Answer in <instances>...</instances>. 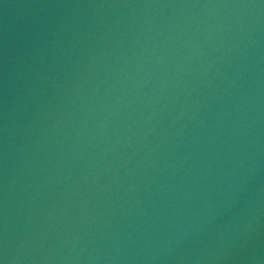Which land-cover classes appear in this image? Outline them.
Wrapping results in <instances>:
<instances>
[{
  "label": "water",
  "instance_id": "water-1",
  "mask_svg": "<svg viewBox=\"0 0 264 264\" xmlns=\"http://www.w3.org/2000/svg\"><path fill=\"white\" fill-rule=\"evenodd\" d=\"M0 264H264V0H0Z\"/></svg>",
  "mask_w": 264,
  "mask_h": 264
}]
</instances>
